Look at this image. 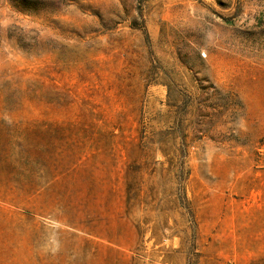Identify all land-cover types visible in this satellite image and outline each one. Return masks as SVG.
Wrapping results in <instances>:
<instances>
[{
    "label": "rangeland",
    "instance_id": "rangeland-1",
    "mask_svg": "<svg viewBox=\"0 0 264 264\" xmlns=\"http://www.w3.org/2000/svg\"><path fill=\"white\" fill-rule=\"evenodd\" d=\"M140 139L190 143L194 247L126 216ZM0 264H264V0H0Z\"/></svg>",
    "mask_w": 264,
    "mask_h": 264
},
{
    "label": "trees",
    "instance_id": "trees-1",
    "mask_svg": "<svg viewBox=\"0 0 264 264\" xmlns=\"http://www.w3.org/2000/svg\"><path fill=\"white\" fill-rule=\"evenodd\" d=\"M150 139H140L141 162L133 161L124 176V202L126 216H134L137 234L144 233L143 224L148 220L141 219L140 213L144 209L154 212L161 221L153 226L154 236L160 241L166 230L173 231L172 236H177L183 243L192 241L193 247L198 235V219L192 201L187 196V181L190 177L188 157L190 143L186 139L181 143L161 140L157 142V150L163 160L158 162V167H153L148 174V179H155V184L148 186L144 174L150 166V153H152ZM156 165V164H155ZM170 215L179 216V221H174V228L167 227ZM178 228V229H176Z\"/></svg>",
    "mask_w": 264,
    "mask_h": 264
}]
</instances>
